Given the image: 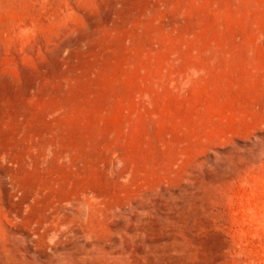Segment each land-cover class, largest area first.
I'll return each instance as SVG.
<instances>
[{
	"label": "rangeland",
	"instance_id": "rangeland-1",
	"mask_svg": "<svg viewBox=\"0 0 264 264\" xmlns=\"http://www.w3.org/2000/svg\"><path fill=\"white\" fill-rule=\"evenodd\" d=\"M0 264H264V0H0Z\"/></svg>",
	"mask_w": 264,
	"mask_h": 264
}]
</instances>
